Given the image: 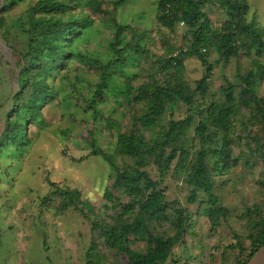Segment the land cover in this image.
I'll list each match as a JSON object with an SVG mask.
<instances>
[{
    "label": "trees",
    "instance_id": "trees-1",
    "mask_svg": "<svg viewBox=\"0 0 264 264\" xmlns=\"http://www.w3.org/2000/svg\"><path fill=\"white\" fill-rule=\"evenodd\" d=\"M27 1L2 0L1 32L8 29L6 14ZM128 1L112 0L107 7L103 0H35L30 5L27 19L21 25L26 48L19 52L18 91L12 97V108L0 136V157L8 147L29 140L30 122L45 123L43 109L55 100L54 82L76 58V43L96 24L95 16L110 23L114 30L110 62L94 60L91 67L99 76L92 99L86 101L93 113H98V104L106 99L115 68L128 59L148 55L143 45L145 34L117 21L119 9ZM209 5L225 13L220 27L213 25L203 11ZM250 11L248 0H158V23L170 33L184 25L186 48L168 44L166 55L158 59L144 82L136 86L137 77L126 80L124 94L131 120L126 129L118 127L114 153L99 148L95 138L90 142L91 155L102 158L112 171V189L127 201L107 189L104 198L112 204L113 215L101 219L82 200L79 190L48 180L62 199L60 211L73 208L90 221L92 239L87 264L171 262L174 249L192 229L191 215L179 203H169L162 189L171 172L179 175L187 172V183L193 192L203 193L205 216L212 230L227 221L230 211L216 194L215 179L233 162V148L241 140L236 131L238 121L243 120L245 127L249 123L257 128L250 133L249 142L255 146L264 168V97L260 93L264 82V31L256 19L250 20ZM212 50L219 55V63H229L233 57L242 55L251 61L244 73L233 80L226 79L221 100L211 89L216 65L208 61L206 52ZM187 58H197L205 70L194 85L183 79ZM179 103H184L189 113L195 111L199 121L190 114L184 119H174L170 109ZM118 159L132 164L121 167ZM151 170L156 171L157 179L152 177ZM260 183L264 187V178ZM192 201L196 202V194ZM246 217L250 251L247 259L237 264H249L264 249V208L249 209ZM163 223L170 225V232L159 230ZM140 243L145 248H140ZM237 244L241 253H245L242 243ZM101 247L125 257L127 262H108L107 256L100 253Z\"/></svg>",
    "mask_w": 264,
    "mask_h": 264
},
{
    "label": "rangeland",
    "instance_id": "rangeland-1",
    "mask_svg": "<svg viewBox=\"0 0 264 264\" xmlns=\"http://www.w3.org/2000/svg\"><path fill=\"white\" fill-rule=\"evenodd\" d=\"M34 1L29 0L7 13L8 29L6 33L0 30V136L12 108V97L18 91L17 62L19 52L26 48L21 25ZM103 1L107 7L112 0ZM248 2L250 20L256 19L264 31V0ZM203 11L216 27L226 19L225 13L216 6L209 5ZM157 12L158 0H129L119 9L117 21L120 24L130 25L145 34L143 45L148 55L128 59L115 68L111 87L105 101L98 104L97 114L88 109L86 102L92 99L99 81L91 67L94 60L103 64L110 62L114 27L95 16L96 24L76 43V58L54 82L55 100L43 109L45 125L30 122L29 140L20 146L8 147L1 155L0 264L89 262L90 221L73 208L60 211L62 199L54 193L48 180L61 187L79 190L82 200L90 204L101 219L113 215L112 204L104 198L107 189L121 197L123 202L127 201L112 189V171L102 158L91 155L90 142L95 138L99 148L114 153L119 129H126L131 120L124 94L126 80L137 77L136 86L144 82L158 59L166 55L168 44L186 48L185 26L180 25L175 33H170L158 23ZM206 54L208 61L216 65L211 89L221 100L226 79L233 80L239 73H244L250 68L251 61L242 55L233 57L229 63H219L216 51ZM184 63L183 79L194 85L204 75V67L197 58H187ZM260 93L264 97V82ZM188 111L184 103H179L171 107L170 114L174 119H184L190 114L199 121L195 111ZM242 121L237 122L236 131L241 140L233 148V162L215 179L216 194L230 211L227 221H222L218 229L212 230L205 216V197L201 192H193L187 183V172L180 175L171 172L163 182L162 189L169 203H179L192 217V229L183 243L174 249L169 264H237L247 259L250 242L246 214L254 207L264 208V187L260 183L264 168L255 146L249 142L250 133L257 128L249 123L245 127ZM148 138L151 139L152 135ZM82 158L86 159L79 161ZM117 163L121 167L125 163L132 164L123 159H118ZM151 175L158 178L154 170ZM193 194H196V202L192 201ZM159 230L170 232L171 228L168 223H163ZM238 242L245 247V253H241ZM139 247L145 248V245L140 243ZM99 250L110 263L127 262L125 257H118L108 249L101 247ZM251 264H264V250Z\"/></svg>",
    "mask_w": 264,
    "mask_h": 264
},
{
    "label": "crops",
    "instance_id": "crops-1",
    "mask_svg": "<svg viewBox=\"0 0 264 264\" xmlns=\"http://www.w3.org/2000/svg\"><path fill=\"white\" fill-rule=\"evenodd\" d=\"M263 250H264V249H263ZM263 250H261L258 254H260ZM258 254H257V255H258ZM255 256H256V255H255ZM253 259H254V258H253ZM252 261H253V260H252ZM252 261H251V262H252ZM251 262H250L249 264H251Z\"/></svg>",
    "mask_w": 264,
    "mask_h": 264
},
{
    "label": "water",
    "instance_id": "water-1",
    "mask_svg": "<svg viewBox=\"0 0 264 264\" xmlns=\"http://www.w3.org/2000/svg\"><path fill=\"white\" fill-rule=\"evenodd\" d=\"M1 5H2V0H0V8H1Z\"/></svg>",
    "mask_w": 264,
    "mask_h": 264
}]
</instances>
